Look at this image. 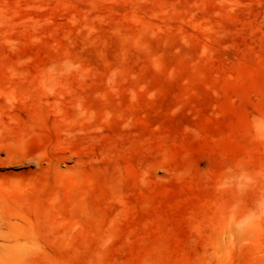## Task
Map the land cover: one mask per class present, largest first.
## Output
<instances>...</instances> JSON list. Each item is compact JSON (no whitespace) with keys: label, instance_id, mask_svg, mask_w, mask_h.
<instances>
[{"label":"rangeland","instance_id":"374dc122","mask_svg":"<svg viewBox=\"0 0 264 264\" xmlns=\"http://www.w3.org/2000/svg\"><path fill=\"white\" fill-rule=\"evenodd\" d=\"M0 264H264V0H0Z\"/></svg>","mask_w":264,"mask_h":264}]
</instances>
